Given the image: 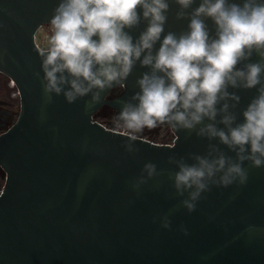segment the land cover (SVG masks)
<instances>
[{"label": "water", "instance_id": "95a60500", "mask_svg": "<svg viewBox=\"0 0 264 264\" xmlns=\"http://www.w3.org/2000/svg\"><path fill=\"white\" fill-rule=\"evenodd\" d=\"M57 3L0 0V71L21 98L17 121L0 135V264H264V168L250 169L244 186L213 188L190 214L166 177L142 186L139 197L132 190L145 163L167 168L169 156L202 155L208 143L194 132L172 130V143L142 133L140 151L128 155L125 138L96 119L105 105L118 115L146 69L137 66L98 101H47L36 34ZM173 13L167 27L180 31L186 22ZM238 94L239 112L256 93ZM163 215L171 230L152 222Z\"/></svg>", "mask_w": 264, "mask_h": 264}, {"label": "clouds", "instance_id": "9594fccd", "mask_svg": "<svg viewBox=\"0 0 264 264\" xmlns=\"http://www.w3.org/2000/svg\"><path fill=\"white\" fill-rule=\"evenodd\" d=\"M170 13L186 22L180 31L167 27ZM49 27L38 49L48 102L98 101L139 66L138 91L113 118L125 153L161 125L208 141L202 155L169 156L167 168L145 163L131 183L137 197L166 177L190 214L213 188L244 186L250 169L264 168V0H58ZM253 89L238 112V93ZM152 222L171 230L170 215Z\"/></svg>", "mask_w": 264, "mask_h": 264}, {"label": "flooded vegetation", "instance_id": "af4514ba", "mask_svg": "<svg viewBox=\"0 0 264 264\" xmlns=\"http://www.w3.org/2000/svg\"><path fill=\"white\" fill-rule=\"evenodd\" d=\"M21 110V98L12 79L0 71V135L6 132L18 119ZM6 171L0 165V177Z\"/></svg>", "mask_w": 264, "mask_h": 264}, {"label": "rangeland", "instance_id": "374dc122", "mask_svg": "<svg viewBox=\"0 0 264 264\" xmlns=\"http://www.w3.org/2000/svg\"><path fill=\"white\" fill-rule=\"evenodd\" d=\"M49 31H50L49 24H44L43 26L40 27V29L36 34V41L41 48L45 47L46 45L47 35L49 34ZM103 114L107 115V117L104 116L103 118H99L98 120L102 121L104 124H106L109 127L114 126L113 118L115 116H112L111 114L108 115L109 112L107 108H103ZM143 136L160 143H170L172 142V139L174 140L175 138L172 129L170 128L169 130L167 127H163V126H158L157 128L151 130L145 129L143 132ZM4 183H5V176H1L0 188L4 186Z\"/></svg>", "mask_w": 264, "mask_h": 264}, {"label": "trees", "instance_id": "16d2710c", "mask_svg": "<svg viewBox=\"0 0 264 264\" xmlns=\"http://www.w3.org/2000/svg\"><path fill=\"white\" fill-rule=\"evenodd\" d=\"M112 96H114V92H112ZM103 108H107V110H108V112H109V114L108 115H112V116H115V110L113 109V108H111L110 106H108V105H105V106H103L102 108H100L96 113H95V117H96V119H99V118H103L104 116H106L107 117V115H104L103 114ZM161 126H163V127H167L169 130H170V126H168V125H161ZM172 141H173V139H172Z\"/></svg>", "mask_w": 264, "mask_h": 264}, {"label": "built area", "instance_id": "2783aa9c", "mask_svg": "<svg viewBox=\"0 0 264 264\" xmlns=\"http://www.w3.org/2000/svg\"><path fill=\"white\" fill-rule=\"evenodd\" d=\"M12 83H13L14 85H16L15 82H14L13 80H12ZM18 93L20 94L19 90H18ZM111 128L114 129V126H111ZM172 142H173V141H172ZM172 142H170V143H172ZM2 189H3V187L0 188V194H1V192H2Z\"/></svg>", "mask_w": 264, "mask_h": 264}]
</instances>
